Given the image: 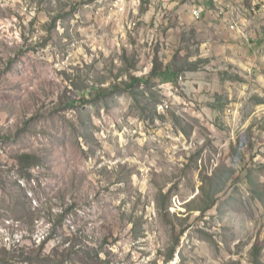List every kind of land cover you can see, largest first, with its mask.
I'll return each mask as SVG.
<instances>
[{
	"label": "rangeland",
	"instance_id": "1",
	"mask_svg": "<svg viewBox=\"0 0 264 264\" xmlns=\"http://www.w3.org/2000/svg\"><path fill=\"white\" fill-rule=\"evenodd\" d=\"M83 238L264 264V0H0V264Z\"/></svg>",
	"mask_w": 264,
	"mask_h": 264
},
{
	"label": "trees",
	"instance_id": "2",
	"mask_svg": "<svg viewBox=\"0 0 264 264\" xmlns=\"http://www.w3.org/2000/svg\"><path fill=\"white\" fill-rule=\"evenodd\" d=\"M176 72H173L170 68H167L166 72H162L161 69L157 70L153 68L151 75L145 78L147 83H155V81L163 80L167 83H172L177 80ZM142 79L139 78H131L130 83H124L123 88H113L112 92L117 90L128 91L132 89L134 86L142 83ZM105 92V90L103 91ZM105 97V94L103 95ZM27 156H24L23 159H26ZM67 257L71 263H82V264H109L106 260L103 259L104 250L102 246H92L89 241L83 240L79 242V240H75L73 245L70 246V249L66 250Z\"/></svg>",
	"mask_w": 264,
	"mask_h": 264
},
{
	"label": "crops",
	"instance_id": "3",
	"mask_svg": "<svg viewBox=\"0 0 264 264\" xmlns=\"http://www.w3.org/2000/svg\"><path fill=\"white\" fill-rule=\"evenodd\" d=\"M232 15H234L233 17V20H235L236 16H235V13H233ZM232 19H229L230 22H234ZM248 22V21H245V23ZM227 26V25H226ZM226 28V27H225Z\"/></svg>",
	"mask_w": 264,
	"mask_h": 264
},
{
	"label": "bare ground",
	"instance_id": "4",
	"mask_svg": "<svg viewBox=\"0 0 264 264\" xmlns=\"http://www.w3.org/2000/svg\"><path fill=\"white\" fill-rule=\"evenodd\" d=\"M201 13H203V11Z\"/></svg>",
	"mask_w": 264,
	"mask_h": 264
}]
</instances>
